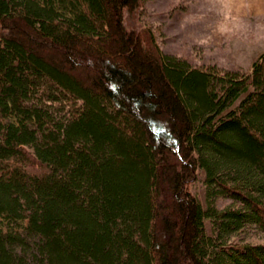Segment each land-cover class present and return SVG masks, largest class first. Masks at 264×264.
Instances as JSON below:
<instances>
[{
  "label": "trees",
  "instance_id": "trees-1",
  "mask_svg": "<svg viewBox=\"0 0 264 264\" xmlns=\"http://www.w3.org/2000/svg\"><path fill=\"white\" fill-rule=\"evenodd\" d=\"M141 1L0 0V264H264V51L191 67Z\"/></svg>",
  "mask_w": 264,
  "mask_h": 264
},
{
  "label": "rangeland",
  "instance_id": "rangeland-1",
  "mask_svg": "<svg viewBox=\"0 0 264 264\" xmlns=\"http://www.w3.org/2000/svg\"><path fill=\"white\" fill-rule=\"evenodd\" d=\"M126 29H146L160 51L191 67L249 72L253 60L264 51V0H142L125 9ZM204 175L189 184L190 191L204 203ZM228 197H218V208L230 205ZM207 232L210 224L206 221ZM237 238L264 242V234L254 227Z\"/></svg>",
  "mask_w": 264,
  "mask_h": 264
}]
</instances>
